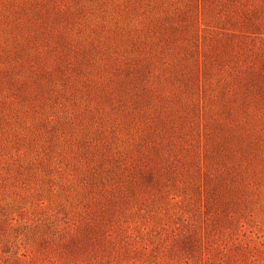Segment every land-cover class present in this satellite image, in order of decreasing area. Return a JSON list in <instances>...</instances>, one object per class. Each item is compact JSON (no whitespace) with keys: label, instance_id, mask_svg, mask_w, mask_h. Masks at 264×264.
Instances as JSON below:
<instances>
[{"label":"rangeland","instance_id":"374dc122","mask_svg":"<svg viewBox=\"0 0 264 264\" xmlns=\"http://www.w3.org/2000/svg\"><path fill=\"white\" fill-rule=\"evenodd\" d=\"M186 5L0 0V264H208L194 240L207 173L221 186L215 244L264 264L263 100L248 114L214 98L205 114L194 34L209 30ZM229 69L214 64L209 92ZM204 124L214 145L235 140L228 124L255 127L247 189L221 185L234 181L223 158L197 165Z\"/></svg>","mask_w":264,"mask_h":264},{"label":"trees","instance_id":"16d2710c","mask_svg":"<svg viewBox=\"0 0 264 264\" xmlns=\"http://www.w3.org/2000/svg\"><path fill=\"white\" fill-rule=\"evenodd\" d=\"M192 3L191 11L193 22H201L205 34L195 31V39L197 47L195 63L197 66L195 89L198 90V96L201 98L202 110L207 114L209 112V101L214 98H220L228 109L246 108L248 114L253 113L252 103L263 100L264 104V72L254 67V56L258 49L264 51V0H186ZM213 27V30L212 28ZM199 40V44H198ZM195 42V41H194ZM224 60L230 61L229 73L232 78L220 79L219 90L217 93L209 92V75L212 67L216 62ZM263 79L260 84L259 79ZM239 98L237 102L227 103L228 98ZM248 117L241 118L242 122ZM204 124L203 128V145L199 148L197 165L201 164L210 169L209 157L214 159L223 158V167L228 173L234 174L231 181L225 178L221 185L225 186L226 191L239 190L238 187L252 185L249 175L253 174L254 167H248L245 158L253 156L259 150V142L254 137L256 129L253 124H228L230 139L235 137L234 141L227 142L225 145L213 144V134ZM234 125V126H233ZM236 130V131H235ZM199 143V140H198ZM246 152H249L246 154ZM222 153L223 157H218ZM200 155L205 158L202 160ZM209 158V159H208ZM228 158H231L228 163ZM207 161V162H206ZM234 169V171H233ZM211 172V171H210ZM207 176L198 190H196L199 206L203 208L201 223L194 228L195 245L200 246L206 243L209 251L205 252V261L208 264H245L239 257L232 256L228 251V244L223 242L221 245L215 244V238H219L222 231V222L217 217L219 214L213 204V195L220 194V187H214L209 184ZM216 193V194H215ZM223 196V194H222ZM248 247V244L245 245ZM217 252L212 253V252ZM211 252V253H210ZM219 253V255H218ZM218 256V257H217ZM228 259V260H227ZM28 260H24L19 264H28Z\"/></svg>","mask_w":264,"mask_h":264}]
</instances>
